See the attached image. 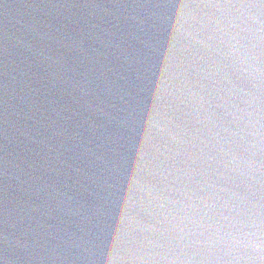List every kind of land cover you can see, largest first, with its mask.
<instances>
[{"label":"water","instance_id":"95a60500","mask_svg":"<svg viewBox=\"0 0 264 264\" xmlns=\"http://www.w3.org/2000/svg\"><path fill=\"white\" fill-rule=\"evenodd\" d=\"M0 264H264V0H0Z\"/></svg>","mask_w":264,"mask_h":264}]
</instances>
